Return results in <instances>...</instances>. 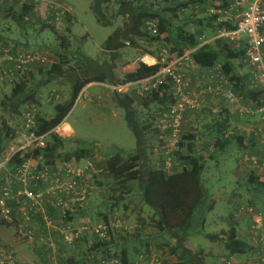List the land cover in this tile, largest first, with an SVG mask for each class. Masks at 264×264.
I'll list each match as a JSON object with an SVG mask.
<instances>
[{
	"label": "rangeland",
	"instance_id": "374dc122",
	"mask_svg": "<svg viewBox=\"0 0 264 264\" xmlns=\"http://www.w3.org/2000/svg\"><path fill=\"white\" fill-rule=\"evenodd\" d=\"M60 1L69 10L67 15L70 16V22H66L68 17L66 15L61 23L50 24V26L46 25L45 28L43 26L44 14L42 11H39L34 19H25L26 21L24 22L15 20L12 14L6 11L7 9L0 10V43L6 40L8 44L19 53L33 51L39 53L48 60V64L32 65L28 71L20 76H23V78L25 76V80L28 82V90L29 88L30 90H36L34 97L35 101L33 103H25L21 105L19 109V99H10L13 85L5 82L0 87V138L4 140V149H6V151H8L11 141H14L12 143L13 145H18L23 141L20 134V132H22L21 122L23 115L27 111L35 112L37 117L49 119L55 114V107L69 99L74 79L85 77L83 71H85V73L89 72V68H87L88 59L98 62L99 66L95 67L99 68V70L110 64L114 65V75L117 79H122L124 74L121 71V67L119 71L116 70L118 69L117 65L126 59L136 57L137 53H140L141 50L143 52H151L155 54L154 56H158L160 50L164 46V44L160 42L150 44L142 41L138 42L140 45L138 48H136L137 46L132 47L131 45H126V48L117 52L116 57L112 58L110 52L105 50L104 43L113 31L123 24L124 19L118 16V1L112 0V2L106 6L105 11L107 20L109 21L110 19L112 22V24L108 26H102L97 22L94 14L90 10V0ZM130 2L144 4L157 11H162L166 8H175L181 3L180 0H130ZM211 8L212 7L209 5V9ZM204 10L201 7V12L199 14L189 15L197 19V16L205 18L215 13V9L211 12H204ZM182 16V12L177 14V20H174L172 23L174 27L183 26L190 29L191 32L192 30L195 32L199 29L195 23L191 24L189 21H187V23L182 21ZM67 28H70V34ZM205 32L208 33L211 31L208 29ZM55 33L64 35L70 40V49L63 61L66 62L64 63V71L66 75L71 73V79L67 78L65 75L64 79L46 82L49 66L60 60L57 58L56 54L59 53V47ZM213 33L215 34V32ZM171 55L173 57L176 56L175 54ZM169 60H172V58ZM244 67L247 69V66L244 65ZM248 70H251V67H249ZM90 71L91 75L98 73L96 69L91 68ZM29 72L31 75L28 74ZM205 81V79H195V81H193L194 83L191 91L195 96L200 98L201 107L200 109L187 111L189 121L191 119V125L188 127L189 131L186 133L193 131L202 134L200 146L198 145V153L205 160L202 182L208 192L206 206H210L212 203H214L215 206L212 210H205L203 208L196 213V220L193 227L195 231H200L201 234L191 236L186 246L193 249V251H197L198 249L204 250L208 255L206 259L207 264H222L223 259H229L233 264H260V259L257 258L259 255L256 254V248H258L255 245L256 240L253 239L249 233L252 217L246 209L250 204L255 208L257 207L261 212H264V185L257 186L256 188L252 186L253 189L251 191L246 189L250 185L248 180L252 172L251 167L255 165L250 163L240 164L242 155L248 151L238 146L236 141L231 142L224 151L216 152L214 159H212L211 155L214 152L212 149L214 139L211 135L206 134V130L207 126L216 120L218 114L203 106L204 103L202 104V100H206V98L210 99L209 104H212L211 102L213 101V97H211L213 93L207 91L202 94L200 93L201 89L197 90L199 83L201 84ZM106 84L110 83L107 82ZM112 86H115V84ZM204 88L209 89L208 83L204 85ZM110 90L118 92L114 90L113 87ZM134 91L137 94V89H134ZM240 96L241 95H237V97ZM16 103L18 108L17 112L14 111ZM84 103L85 101L83 99L77 100L67 121V123L70 125L72 124L75 129V137L80 140V145L68 139L66 141L64 140V144L57 150V154L61 157L58 162H64L62 158L69 152H73L76 149L78 150V148L89 147L93 143H99L100 145L97 150L93 151L91 157L88 158L84 149H82L79 159L75 158L77 162H82V164L86 161L93 162L95 169L98 170L92 173L90 181H87L90 196L83 212L85 221L89 219L92 225L102 221H118L121 227L116 231H114V229L111 231V234L113 233L112 236L116 234L115 241L126 244L129 250L136 245L140 253L147 254V252H149V254L158 255L161 257L162 261H177L176 256L170 254V249L167 247L168 241L166 236L160 234L155 228L153 210L140 199L138 181L134 178H129L119 183V185H116V182L113 183L112 178L107 177L104 172V164L107 158L114 153L112 152L110 154L109 149L119 148L123 149L126 153H133L137 148L135 136L127 125L124 111L121 109H112L111 105L108 104L109 99L102 102V107L100 109L103 110L98 109L93 104H87L84 108ZM135 106L137 110H140L139 101L136 102ZM255 114L258 115V113ZM93 116H97L98 118L94 119ZM3 124L12 129L14 136L10 134L6 135L7 129L3 127ZM234 129H236V127L232 124L230 133L235 132ZM237 130V134L241 132V129L239 130L237 128ZM62 132L63 131H61V133ZM6 136L8 137L5 139ZM52 141L56 142L53 138L47 136L46 143L50 144ZM162 141L164 143L165 139H162ZM161 143L160 140L153 142L154 147L150 155L154 162H158L159 159L164 157L161 150L163 143ZM258 144L259 146L254 145L256 147L255 150H250L249 153L255 156L259 162L264 156V143L258 142ZM10 155L11 150L6 156H4L3 152L0 153V163L6 160L5 166H8V163H10L8 162ZM12 163L14 165V162ZM10 167L13 168V166ZM12 172L13 171L7 174L6 178H9L8 180L11 179L10 177L13 175ZM17 186L19 185H14L15 188ZM234 194L236 195L234 196ZM230 201L232 204H230ZM114 203H116L115 208L111 209ZM231 212L236 213L240 228V238L251 242L255 247L253 253L246 254L244 257H228V253L222 244L213 243L206 237V235H213L220 233L222 230H227L228 225L225 219ZM104 216L106 217L104 218ZM204 219L205 225L203 226L204 222L201 224V221ZM138 222H140V229L136 231L134 226ZM80 224H83L82 219L79 224L74 225L77 226ZM56 226L58 227L60 225L57 224ZM84 235L85 241L78 243L76 249L70 252L72 256L77 255L79 258L84 256V253H87L89 249L88 246L90 243L95 242L89 230L85 231ZM32 236H34V234H32ZM3 238L8 240L7 242L17 243H19V239L29 240L28 238L21 237L19 234V206L14 209V214H12L10 220L4 219L0 214V239ZM80 240H82V237ZM146 241L150 243L148 248L144 246ZM45 242H47V240ZM76 242H74V244ZM121 250L122 248H120L118 252ZM0 251H6L12 254L11 256L14 259V264H19L14 251L1 246ZM114 252L115 249L112 248L110 257H113L112 255ZM138 252L137 254L139 255L140 253ZM135 255V253H130L131 257H135ZM238 259H241V261ZM96 263L97 261L94 264Z\"/></svg>",
	"mask_w": 264,
	"mask_h": 264
},
{
	"label": "trees",
	"instance_id": "16d2710c",
	"mask_svg": "<svg viewBox=\"0 0 264 264\" xmlns=\"http://www.w3.org/2000/svg\"><path fill=\"white\" fill-rule=\"evenodd\" d=\"M117 1L118 16L124 19L123 24L116 28L104 43L105 50L110 52L112 58L116 57L117 52L126 48V43H129L132 47L137 46L136 48H138V46H140L138 42L142 41L150 44L159 42L163 43L164 46L162 49L165 48L170 56H172L171 54H175L176 56L181 57L185 55L187 51L193 50L190 55L192 61L196 65L202 68H214L217 64H220L219 72L227 78V82L230 84L229 86H231L232 91L241 96L245 94V96H248L252 101H255L256 104L254 110L264 102V91L262 88L251 87L252 74L248 73L242 77L239 75L240 73H238L240 65L236 64V62L245 60L244 65L248 64L246 59L245 42L244 44L235 47L231 42L217 38L213 42V45L206 44L202 47H198L200 45V37L206 30L209 29L215 33L220 30H234L236 29L234 21L223 19L222 15L215 12L208 17L196 19L195 25H197L199 29L196 33H193L186 29V27H174L172 25L173 21L177 20V14L187 9V4L179 3L175 8H166L165 10L157 11L144 4L132 3L130 0ZM198 1L199 3H202V6H205L203 7L205 9L204 12L206 9H209V0ZM90 2V10L94 14L97 22L102 26L111 25L112 22L110 19L109 21L107 20L105 9L112 0H90ZM194 2L196 3V1ZM219 2L220 6L211 7L215 10H225L231 6V0H219ZM33 9V5H24L20 11H16L15 7H10L6 11L11 13L15 20L25 22L26 18L34 19L35 14L33 13ZM187 14V19L185 18L186 20H184L185 23H187L190 17L194 20V16H190L189 13ZM147 21L156 22L158 31L157 35L151 34L146 29L145 23ZM52 22L54 24L53 18L49 17L48 20H45L43 23L44 28L46 25L50 26ZM66 22H70V16L67 17ZM67 31L70 34V28H67ZM55 37L58 40L59 47V53L56 54L57 58L60 60L49 66L46 82L64 79V76L66 75L64 71V63L66 62L63 60L66 58V54L70 49V40L68 37L58 33H55ZM2 44L9 45L6 40H4ZM149 53L155 55L151 52ZM155 57H157V55ZM221 60L223 61L221 62ZM87 65L89 72L86 71L87 73H85V71H83L85 77L83 76L74 79L69 99L55 107V114L49 119H46L45 117H37V126L35 129L36 134L39 136L47 135L48 137L53 138L56 142L52 141L50 144L47 143L46 148L44 149H37L30 153L21 152L14 155L8 161L10 162L8 163V166H13V172L17 167L30 158L41 159L42 162L48 166H54L56 162L60 160L61 157L58 156L57 150L64 144V139L55 133V129L62 124L66 116L69 114L81 90L85 86L92 82H108L115 85L137 83L155 76L162 67V64L159 63L148 65L139 62L134 72L124 74L122 79H117L113 73L114 67L112 64L105 68L101 67L102 69L99 70V68L95 67L96 63L92 59H88ZM91 68L96 69L98 73L91 75ZM28 74L31 75L30 72ZM66 76L71 79V73H68ZM35 93L36 90H30V88L28 90V82L25 80V76L24 78L22 76L21 80L13 85L10 99H19L20 109L21 105L25 103H33L35 101ZM114 95L117 104L124 111L125 120L129 129L135 136L137 148L133 153H126L123 149L119 148L110 149V154L112 152L114 153L107 158L104 164V172L107 177L112 178L116 182V185H119V183H122L129 178H134L138 181L140 199L145 205L153 210L155 228L160 234L166 236L168 241L167 247L170 249V254L175 255L177 258V261L175 262L162 261V264H207L206 259L208 255L204 250L198 249L197 251H193V249H189L186 246V243L191 236L201 234L200 231H195L193 227L196 220V213L203 208L205 210H212L215 206L214 203L210 206H206L208 192L202 182L205 160L198 153L202 134L193 131L182 134L181 130L178 149L173 152L172 156L174 160L173 163H179L180 165H183V167H174L172 168V173L173 171L174 173L168 174V172L165 171V157L159 159L158 162H154L150 154L154 147L153 142L160 140L163 143L162 139H165L170 133L169 130H166V133H164L163 136L161 135L162 130L159 128L158 119L163 112L167 111L176 102L173 95L172 85L167 84L160 86L143 96L135 94V98L130 97L128 94H121L118 92ZM137 101L140 102V110L136 109L135 105ZM254 110H252L253 115H256L254 114ZM14 111H18L17 103L14 106ZM258 116L259 122H261V127L258 126L256 128L253 136L255 138L257 137V142L261 143V136L264 133V117L260 114H258ZM231 126L232 125L226 120V118L222 117L221 114L217 116L213 123L207 126L206 134L211 135L214 139L212 145L214 151L211 155L212 159H214L216 152L224 151L233 141H236L238 146L246 149L244 146V137H241L234 132L230 133ZM3 127L7 129L6 135L10 134L14 136V133L9 126L3 124ZM7 137L8 136H6L5 139ZM3 141V138H0V153L5 150ZM251 144L253 143L250 142V145ZM94 145H92V148H98L97 144L95 147ZM92 148H78V150L76 149L73 152L67 153L62 159L64 162L70 161L74 157L79 159L82 149H84L86 156L91 157L93 154L91 150ZM246 151L248 152L243 155L248 154L250 150L246 149ZM249 154L251 155V153ZM253 157L257 160L255 156ZM12 162H14V165ZM263 162L264 156L258 164H253L252 162H240V164L250 163L257 168L264 169L262 165ZM5 179L6 177H2L0 180V186ZM248 182L250 185L246 189L249 191L253 189L252 186L256 188L257 186L264 185L263 182H259L258 177L251 174ZM31 187L33 188L32 185ZM235 195L236 194H234V196ZM230 204H232L231 201ZM115 205L116 203L111 206V209H114ZM11 206L13 207L12 214H14V209L18 207V204L14 202ZM249 206L260 211L253 205L249 204ZM105 217L106 216H104V218ZM225 222H227L228 225L227 230H222L220 233L213 235H206V237L213 243L222 244L228 253V257H244L246 254L253 253L255 247L251 242H248L239 236L240 229L236 213L231 212V214L225 219ZM202 223L204 226L205 219L201 221V224ZM79 240L80 238L77 241ZM112 242V238L109 242L105 243L94 242V245L87 250V253H84V256H82L83 258L80 257L81 260L78 264L95 263L97 259L94 258L93 253H89L95 250H99L100 252L97 253L102 254V257H110L112 250L110 246ZM149 245V243H146V248H148ZM255 245L261 250V247L257 242ZM147 255H150L149 252H147ZM112 256L118 258L121 261V264H132L129 258V253L126 249H123L120 252H114ZM228 261L233 264L229 259H223L222 264H226Z\"/></svg>",
	"mask_w": 264,
	"mask_h": 264
},
{
	"label": "built area",
	"instance_id": "2783aa9c",
	"mask_svg": "<svg viewBox=\"0 0 264 264\" xmlns=\"http://www.w3.org/2000/svg\"><path fill=\"white\" fill-rule=\"evenodd\" d=\"M42 2H45L43 13L51 16L56 24L61 23L69 11L60 0H0V9L8 10L10 7H15L16 11H20L24 5H33V13L36 15L43 10ZM233 10V21L236 29L219 31L218 38L240 45L244 44V42L246 43V59L251 67L253 76L251 87H261L264 91V0H233ZM145 27L151 34L157 35L158 31L155 21H147ZM126 45H129V43H126ZM187 55L176 56L170 61L169 59L173 58V56H170L165 48L161 49L155 62V64H162L160 71L155 76L139 81L140 83L138 82L137 85H134L136 86L137 94L140 96L160 86L172 85L176 102L167 111L163 112L158 119L159 128L170 132L161 146L165 157V171L168 174L174 173V171L172 173V168L174 167H183L179 163H173L172 154L178 149L184 115L189 110L200 109L201 107L200 98L193 94L184 74L178 68L179 66L176 67L181 65L184 60H187ZM34 64H48V60L37 52L27 51L19 53L11 45L0 43V87L5 82L11 85L17 84L21 80V74L28 71ZM226 86L227 89H219L222 91L221 95L230 103H237V95L227 84ZM126 88L125 85L113 86V89L118 92H124ZM210 92L213 93L214 90ZM254 112L264 117V102ZM239 113L243 115L245 111L241 109ZM36 121L37 115L33 111H27L23 115L21 122L22 132H20L23 141L11 149V155L8 160L21 152L30 153L37 149L46 148L47 135L39 136L36 134ZM61 125L55 129V132H58L59 128L60 131L64 132L65 126L60 127ZM261 140L264 142V133L261 136ZM241 162L258 164L257 160L249 153L243 155ZM262 165L264 167V162ZM96 171L93 162L90 161L82 164L75 159H71L69 162H56L54 166H48L41 159L30 158L12 172L13 175H11L10 180L6 178L1 184L0 214L4 219L10 220L13 212L11 204L14 202L19 204V201L27 200L31 206L40 207L44 202V196L47 195L52 200L51 204L55 209L82 215L90 196L87 181L91 178V174ZM15 184H20V186L15 188ZM31 185L33 188H41V190L35 191ZM246 211L252 217L249 229L250 235L261 247V251L264 252V216L251 206H248ZM23 216L25 221L30 220L28 212L24 211V209ZM42 216L47 226H56L53 220L46 216L44 212H42ZM64 224L55 228L67 245H73L81 237V234L87 230L92 233L95 242H109L113 228L121 227L118 221H102L92 225L89 219H86V221L84 219L83 224L79 227L72 222ZM19 234L23 238L33 239L31 232L20 231ZM48 243L50 244V242ZM11 255L6 251H0V264H14V259ZM96 259V264H121L118 258L102 257V254H98ZM133 264H162V260L160 256L150 254L141 256ZM226 264H231V262L228 261Z\"/></svg>",
	"mask_w": 264,
	"mask_h": 264
},
{
	"label": "crops",
	"instance_id": "0c3cea01",
	"mask_svg": "<svg viewBox=\"0 0 264 264\" xmlns=\"http://www.w3.org/2000/svg\"><path fill=\"white\" fill-rule=\"evenodd\" d=\"M196 1V3L194 2ZM198 0H180V2L182 4H187V9H185L182 13L183 16L181 18L182 21L186 20V16H188L187 13L189 14H196V13H200L201 12V7L204 10V6H202V3L198 1ZM194 2V3H193ZM233 0H231V6H229L228 8H226L225 10H214L216 13L220 14L223 16V19H228L233 21V14H234V10H233ZM208 5L211 6H220V2L219 0L213 1V0H209ZM41 6L43 7L44 10V6H45V2L41 3ZM42 10V13H43ZM213 10V7L211 9H206V11L211 12ZM225 12H228L225 14ZM44 14V13H43ZM44 20H48L49 16L47 13L44 14ZM186 18V19H185ZM200 18V16H197V19ZM196 18L194 17V20L190 17L188 19L189 22L192 23H196ZM53 24V22H52ZM187 29V28H186ZM190 31V29H188ZM197 31V30H196ZM196 31L194 32L192 30L193 33H196ZM222 31V30H220ZM218 32L217 33H213V31L211 32H204L203 35H201L200 37V45L198 47H202L206 44L208 45H213V42L218 38ZM232 44L235 47L240 46V44L237 43H233ZM215 47V45H214ZM193 50L187 51L186 54L187 55V60H184L182 62L181 65H177L176 67H178L180 69V71L184 74L186 81L189 84V88H192L193 85V81H195V79L197 80H206L205 82H202L201 84L199 83V85L197 86V90H200V93L204 94L206 93L208 90L209 93H211L210 91H213V94L211 95V97H213V101L211 102L212 104H209L210 99L206 98V100H202V104L203 106L211 109L213 112H216L218 115H222V117L226 118V120L232 125H234L236 127L235 130V134H237L236 132L238 131L237 128L240 130L241 132H238V135L241 137H244V145L246 147V149L248 150H255V146H259L258 144V139L257 137L255 138L253 136L254 131L256 130V128L258 126L261 127V122H259V116L258 115H253L252 110H254V106H255V101H252V99H250L248 96H245V94H243L242 96L238 97L239 101L238 103H230L224 96L221 95V92L219 89L221 88H226L228 85V87L231 89V86H229L230 84L227 82V78L224 77L220 72H219V67L220 64H217L214 68H202L198 65H196L192 59H191V52ZM132 57V56H131ZM142 59H144V61H142ZM174 59V57L172 58V60ZM170 60V61H172ZM96 63V66L98 65V62H96L95 60H93ZM223 60H221L222 62ZM245 61V60H244ZM244 61L241 62H236V64L240 65L238 68V73H240L239 75L244 77L246 74L251 73V70H248V68L250 67L249 64L245 65L247 66L244 67ZM139 62H143L145 64L148 65H154L156 62V57L154 55H151L149 52H143L141 50V52L137 53L136 57H132L129 59H126L125 61H123L122 63H120L119 65H117L118 69H116L117 71H119V68L121 67V71L123 74H127V73H132L136 70L137 65ZM174 62V61H173ZM172 63V62H171ZM181 66V67H180ZM114 67V65H113ZM193 68V69H191ZM246 69V70H245ZM194 76V78H193ZM253 78V76H252ZM140 83V82H139ZM208 83V87L209 89H205L204 85ZM137 83H128V84H124L127 88L124 92H118L121 94H128L130 97L135 98V91L134 89H136ZM113 84H106V83H97V82H92L90 84H88L87 86H85L77 100L79 101V99H83L85 101L83 107L85 108L87 106V104H93L95 105V107H97L98 109H100L102 107V102L104 100H108L109 99V105H111L112 109L117 110V109H121L123 110L116 102L115 100V93L112 90V86ZM119 85V84H118ZM112 86V87H111ZM251 89V88H250ZM249 89V90H250ZM224 90V89H222ZM111 95V98H110ZM237 95V94H236ZM76 100V102H77ZM215 100V102H214ZM75 102V104H76ZM74 104V105H75ZM74 107V106H73ZM73 109V108H72ZM71 109V111H72ZM243 109L245 111V113L243 115H240L239 110ZM103 110V109H100ZM70 111V112H71ZM251 111V112H250ZM69 114L66 116V118L64 119V121L62 122V125L60 127L65 126V130L64 132L61 133V131L58 129V135L61 138H65L64 140H69V141H73V143L77 142L80 144V140L77 139L75 137L76 135V131L73 128L72 124H68V117L70 115ZM207 112V111H205ZM255 114V113H254ZM188 112L185 113L184 115V122L182 125V134H185L188 130V127L191 125V119L189 121V117H188ZM94 119H97V116H93ZM89 123V122H88ZM254 124V127H253ZM66 127H68V129H66ZM253 127V129H252ZM162 133L161 135L163 136L164 133H166V130L161 129ZM14 141H11V144L9 146L8 151H3L4 156L8 155V153L10 152V150L17 145H13ZM250 142H252L253 144L252 147L250 145ZM20 143V142H19ZM260 143V142H259ZM262 143V142H261ZM21 144V143H20ZM96 145L97 147L100 146L99 143H93L91 144L89 147L92 148V145ZM263 144V143H262ZM94 145V147H95ZM253 145H255L253 147ZM92 152L97 150V148L95 147L94 149H91ZM110 150V149H109ZM6 152V153H5ZM92 156V155H91ZM76 157H74L73 159H75ZM89 158V157H88ZM6 160H4L2 163H0V166H2L0 168V180L2 179V177H6L8 173H10L12 170L11 167L5 166L6 165ZM82 163V162H79ZM85 162H83L84 164ZM247 166V165H246ZM252 172L251 175H254L256 177L259 178V182H263L264 183V169L261 168H257L255 166L251 167ZM98 171V170H97ZM90 181V179L88 180V182ZM112 182L115 183V181L112 179ZM20 186V184H19ZM35 191H40L41 188H33ZM52 200L45 195L44 196V202L40 205V207H33L30 205V203L27 200H21L19 201V233L20 231L22 232H31L32 234H34L33 239L32 240H20L19 239V243L17 242H7L8 240L0 239V246L3 248H7L10 249L12 251H14L16 253V258L17 261L19 262V264H78L81 260V258H79V256L74 255L72 256L70 254V252H72L73 250L76 249V247L78 246V243H81L83 241H85V231L81 234L82 240L77 241L75 244H73L72 246H68L65 242H63L62 238L60 237V234H58V231L56 230L55 227H49L46 225L43 216H42V212H44L46 214V216H48L51 220H53V223L55 225H63L64 223L67 222H72L74 224H79V222L82 220H84V215H79L78 213H74V212H63L59 209H55L52 206ZM17 204V203H16ZM23 209L28 212L29 216H30V220L25 221V218L23 216ZM264 215V212H262ZM111 219V218H110ZM140 222L135 224V230L139 231L140 229ZM81 226L77 225V227ZM114 231L118 230V228H113ZM240 229V228H239ZM113 231V230H112ZM90 232V231H89ZM91 233V232H90ZM113 234V233H112ZM111 234V238H112V243H111V249L114 248L115 249V253L119 251L120 248L126 249L129 253V258L131 260V262L133 263L134 261L138 260L141 256L147 255V254H143L140 253L139 249L136 248V245H134L132 248L127 249L128 246L126 244L120 243L119 241H115V235L112 236ZM92 235V233H91ZM80 237V238H81ZM93 237V235H92ZM94 238V237H93ZM46 240H48L47 242H45ZM52 241V242H51ZM50 242V244L48 243ZM146 243L148 244L149 242L146 241ZM146 243H145V247H146ZM150 244V243H149ZM82 245V244H81ZM94 245V243H90V245L88 246V248L90 249L92 246ZM150 246V245H149ZM88 249V250H89ZM190 249V248H189ZM258 252L256 253L257 255H259L257 258L260 259V264H264V252H262L260 249H258ZM139 251V252H138ZM100 252L99 250H95V251H91L89 253H93L94 258H96V256H98V253ZM140 253L139 255L137 254ZM261 252V253H260ZM130 253H135V257H131ZM97 254V255H96ZM138 258V259H137ZM239 261H241V259H238Z\"/></svg>",
	"mask_w": 264,
	"mask_h": 264
},
{
	"label": "bare ground",
	"instance_id": "6f19581e",
	"mask_svg": "<svg viewBox=\"0 0 264 264\" xmlns=\"http://www.w3.org/2000/svg\"><path fill=\"white\" fill-rule=\"evenodd\" d=\"M66 129H68V127H66Z\"/></svg>",
	"mask_w": 264,
	"mask_h": 264
}]
</instances>
